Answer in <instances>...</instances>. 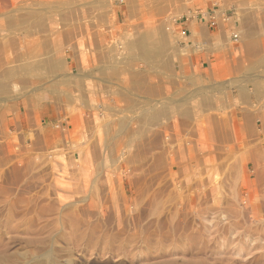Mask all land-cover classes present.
<instances>
[{
    "label": "rangeland",
    "instance_id": "obj_1",
    "mask_svg": "<svg viewBox=\"0 0 264 264\" xmlns=\"http://www.w3.org/2000/svg\"><path fill=\"white\" fill-rule=\"evenodd\" d=\"M0 264H264V0H0Z\"/></svg>",
    "mask_w": 264,
    "mask_h": 264
},
{
    "label": "crops",
    "instance_id": "obj_2",
    "mask_svg": "<svg viewBox=\"0 0 264 264\" xmlns=\"http://www.w3.org/2000/svg\"><path fill=\"white\" fill-rule=\"evenodd\" d=\"M221 13H219L218 16L216 15V20L213 22L211 20H208V18L202 19L200 17L199 18L194 17L192 19H188L187 21L179 25L181 26V29L180 31H178L179 32L178 36L181 35L182 36L181 38L183 39V40L181 39L182 41H180V43L186 44L192 49V53L195 56L196 63L198 65H201V69H202L201 74L203 78H205L204 70L206 69V66L209 64V60H211L209 53L211 52V48L215 42V38L218 36L219 37L222 36V34L224 35V32L227 30L228 20L225 19L226 22L222 21V19L225 18V12L222 11ZM253 89L255 94L258 95L257 89H255V87H253ZM50 94H49L50 96L49 103L52 104L51 100L54 98V94L52 93V97ZM255 94L248 92L247 88L242 84L235 87L232 90V95L234 96V100H235V108H237L238 110H242L241 109L242 104H240L241 102L247 103L248 107L252 108V103H254L255 100L254 99ZM43 100L47 102L45 97ZM49 107L52 108V105H49L46 108ZM246 112L245 114H243L242 111L240 118L241 120L245 119L246 123L252 126L254 122V116L252 117L253 121L250 120V122L249 120H247L248 118L246 117L247 116L251 117L252 115H254V113L250 111V109L247 110Z\"/></svg>",
    "mask_w": 264,
    "mask_h": 264
},
{
    "label": "built area",
    "instance_id": "obj_3",
    "mask_svg": "<svg viewBox=\"0 0 264 264\" xmlns=\"http://www.w3.org/2000/svg\"><path fill=\"white\" fill-rule=\"evenodd\" d=\"M219 8H218V11L215 9H212V10H203V9H199L198 11L195 12V14H193L195 17H200L202 19L204 18H208V20H211L212 22L216 20V15L218 16L219 14ZM222 15V13H221ZM226 18H223L224 21ZM178 21L175 23L177 24Z\"/></svg>",
    "mask_w": 264,
    "mask_h": 264
},
{
    "label": "bare ground",
    "instance_id": "obj_4",
    "mask_svg": "<svg viewBox=\"0 0 264 264\" xmlns=\"http://www.w3.org/2000/svg\"><path fill=\"white\" fill-rule=\"evenodd\" d=\"M11 7V6H10ZM167 15V14H166ZM197 18H199V17H197ZM226 19H227V17H225ZM32 27V26H31ZM24 29V28H23ZM233 36H236V35H233ZM136 41H137V39H136ZM144 45V44H143ZM64 48V47H63ZM32 51V50H31ZM37 51V50H36ZM135 54V53H134ZM138 55V54H137ZM54 63V62H53ZM9 76V75H8ZM215 76V75H214ZM235 86V85H234ZM242 96V95H241ZM245 98V97H244ZM197 113V112H196ZM246 113H248V112H246ZM159 115V114H158ZM247 115H249V114H247ZM246 115V116H247ZM252 115V114H251ZM155 116V115H154ZM252 117H253V115L250 117V116H247L246 118H248L247 120H249V122H250V120H252ZM146 120V119H145ZM253 121V120H252ZM251 121V122H252ZM263 121V120H262ZM255 124V123H254ZM258 135V134H257ZM224 150V149H223ZM262 155V154H261ZM212 158V157H211ZM245 177V176H244ZM246 184V183H245Z\"/></svg>",
    "mask_w": 264,
    "mask_h": 264
}]
</instances>
